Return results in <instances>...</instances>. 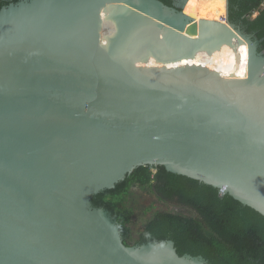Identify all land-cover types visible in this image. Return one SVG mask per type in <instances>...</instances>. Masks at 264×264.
I'll return each instance as SVG.
<instances>
[{"label":"water","instance_id":"1","mask_svg":"<svg viewBox=\"0 0 264 264\" xmlns=\"http://www.w3.org/2000/svg\"><path fill=\"white\" fill-rule=\"evenodd\" d=\"M158 166L264 216L257 43L160 0L2 7L0 264H207L172 240L126 245L93 205Z\"/></svg>","mask_w":264,"mask_h":264},{"label":"trees","instance_id":"2","mask_svg":"<svg viewBox=\"0 0 264 264\" xmlns=\"http://www.w3.org/2000/svg\"><path fill=\"white\" fill-rule=\"evenodd\" d=\"M20 0H0V9ZM173 6V0H160ZM263 0H228L227 21L252 38L264 55V11L252 19ZM133 185L150 187L163 202H177L195 212L185 217L156 212L134 246L172 240L179 255L201 256L207 264H264V216L230 195L199 181L168 172L165 167H141L114 190L93 197L94 206L108 210L128 243L132 211L120 202Z\"/></svg>","mask_w":264,"mask_h":264},{"label":"rangeland","instance_id":"3","mask_svg":"<svg viewBox=\"0 0 264 264\" xmlns=\"http://www.w3.org/2000/svg\"><path fill=\"white\" fill-rule=\"evenodd\" d=\"M177 8L187 14L195 13V6L198 0H173ZM121 208L130 209L132 214L128 228L130 236L128 243L134 246L139 234L145 225L153 218L156 212H170L185 217H194L195 212L184 207L177 202L160 201L155 192L150 187L133 185L127 195L123 196L120 202Z\"/></svg>","mask_w":264,"mask_h":264},{"label":"bare ground","instance_id":"4","mask_svg":"<svg viewBox=\"0 0 264 264\" xmlns=\"http://www.w3.org/2000/svg\"><path fill=\"white\" fill-rule=\"evenodd\" d=\"M227 0H198L194 14H187L189 17L197 21L206 20L214 22H223L227 13ZM234 38L247 49L246 41L234 30H232Z\"/></svg>","mask_w":264,"mask_h":264},{"label":"built area","instance_id":"5","mask_svg":"<svg viewBox=\"0 0 264 264\" xmlns=\"http://www.w3.org/2000/svg\"><path fill=\"white\" fill-rule=\"evenodd\" d=\"M264 11V0L261 4V6L259 7V9H257L256 11L253 12L251 18L254 19L256 16H258L260 14V12Z\"/></svg>","mask_w":264,"mask_h":264},{"label":"crops","instance_id":"6","mask_svg":"<svg viewBox=\"0 0 264 264\" xmlns=\"http://www.w3.org/2000/svg\"><path fill=\"white\" fill-rule=\"evenodd\" d=\"M226 4H227V1H226ZM195 7H197V4H196V6H195ZM195 9H196V8H195ZM226 13H227V11H226ZM256 17H257V16H256ZM256 17H255V18H256ZM255 18H254V19H255Z\"/></svg>","mask_w":264,"mask_h":264},{"label":"flooded vegetation","instance_id":"7","mask_svg":"<svg viewBox=\"0 0 264 264\" xmlns=\"http://www.w3.org/2000/svg\"><path fill=\"white\" fill-rule=\"evenodd\" d=\"M173 6H175V4H173ZM176 7V6H175Z\"/></svg>","mask_w":264,"mask_h":264}]
</instances>
